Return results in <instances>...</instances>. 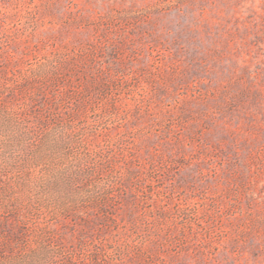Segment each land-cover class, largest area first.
<instances>
[{"label": "rangeland", "instance_id": "374dc122", "mask_svg": "<svg viewBox=\"0 0 264 264\" xmlns=\"http://www.w3.org/2000/svg\"><path fill=\"white\" fill-rule=\"evenodd\" d=\"M0 264H264V0H0Z\"/></svg>", "mask_w": 264, "mask_h": 264}]
</instances>
